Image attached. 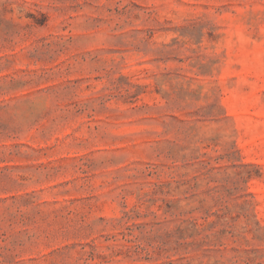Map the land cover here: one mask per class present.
I'll list each match as a JSON object with an SVG mask.
<instances>
[{"label":"rangeland","instance_id":"374dc122","mask_svg":"<svg viewBox=\"0 0 264 264\" xmlns=\"http://www.w3.org/2000/svg\"><path fill=\"white\" fill-rule=\"evenodd\" d=\"M0 264H264V0H0Z\"/></svg>","mask_w":264,"mask_h":264}]
</instances>
